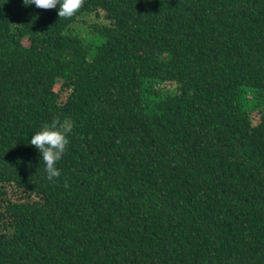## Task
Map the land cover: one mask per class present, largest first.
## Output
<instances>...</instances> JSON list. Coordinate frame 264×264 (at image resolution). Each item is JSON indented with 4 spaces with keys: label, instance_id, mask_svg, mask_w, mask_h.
Segmentation results:
<instances>
[{
    "label": "trees",
    "instance_id": "obj_1",
    "mask_svg": "<svg viewBox=\"0 0 264 264\" xmlns=\"http://www.w3.org/2000/svg\"><path fill=\"white\" fill-rule=\"evenodd\" d=\"M0 264H264V0H0Z\"/></svg>",
    "mask_w": 264,
    "mask_h": 264
},
{
    "label": "clouds",
    "instance_id": "obj_2",
    "mask_svg": "<svg viewBox=\"0 0 264 264\" xmlns=\"http://www.w3.org/2000/svg\"><path fill=\"white\" fill-rule=\"evenodd\" d=\"M23 3L38 9H56L60 18H70L80 9L82 0H23ZM73 127L74 122L70 118H55L50 123L45 122L28 141L40 154L49 181L61 175L57 163L66 153Z\"/></svg>",
    "mask_w": 264,
    "mask_h": 264
}]
</instances>
